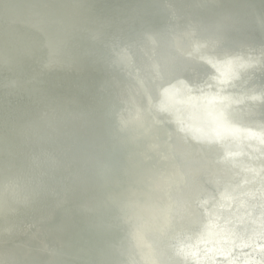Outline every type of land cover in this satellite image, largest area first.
I'll return each mask as SVG.
<instances>
[{
    "label": "water",
    "instance_id": "95a60500",
    "mask_svg": "<svg viewBox=\"0 0 264 264\" xmlns=\"http://www.w3.org/2000/svg\"><path fill=\"white\" fill-rule=\"evenodd\" d=\"M5 1L7 0H0V3ZM15 1L19 3L18 0ZM91 1H81L78 4L74 0H65L72 6H84L91 4ZM115 1L119 3L121 10L113 17H107L103 13L93 17L84 13L75 18L76 25L72 21L66 22L56 36L49 34V28H59L58 20L35 7L37 5L42 10L53 8L55 3L51 0H29L21 4V14L27 20L18 16L6 18L0 11V27L7 28L6 35L14 47L9 49L13 57L32 62L49 74H76L77 67L87 66L84 60L76 59L70 52L76 47L70 34L76 30L82 32L94 47L82 50L84 58L89 57L95 62L105 80L104 84L97 87L98 94L105 99L95 102L97 99L89 98L92 104L95 102L104 109L103 113L97 114L96 119L105 125L104 131L114 144L118 142L119 135L127 137V145L134 153L133 156L126 147L129 152L125 160L132 169H126L125 175L129 178L131 188H116L114 195L122 202L116 211L107 210L106 213L109 223L117 226L122 237L110 238L111 247L103 250L98 242H89L82 235L73 237L69 232L65 235L73 237L83 247L94 248L109 261H115L113 264H189L184 258L185 253L176 246L191 240V230H202V222L214 212L213 209L212 212L204 211V207L211 208L213 202L219 204L221 192H225L231 201L224 210L226 213L231 211L233 216H219L217 219L225 218V224L220 230L226 235L221 240L214 241L209 237L204 243L209 244V248H206L209 260L212 256L226 257L230 252H237L235 249L239 242H250L264 235V145L251 153L254 146L251 148L247 144L260 142L264 139V134L235 129L225 121L221 122L220 118L226 115L232 116L233 120L242 117L245 124L242 127L247 129V126H251L249 123L253 122L264 128V13L256 6H238L227 0H143L149 5L132 11L123 2ZM249 1L255 4L253 0ZM221 17H227L224 23L218 22ZM135 29L138 35H133ZM19 31H25L24 36H18L16 33ZM57 47L62 48L61 54ZM0 50L3 54L6 53L5 49ZM39 51L44 52L43 57H39ZM226 51L261 54L254 58H243L245 60L229 57L223 59L222 63L227 61L226 63H216L213 56L218 54L222 57ZM205 53L210 55H204ZM63 64L67 66L66 69L62 68ZM35 70L31 65L24 72L31 73L34 77ZM0 71L9 77L7 80H0L2 87L9 89L7 93L0 91V98L13 101L20 89V76L11 69L6 57L4 60L0 59ZM210 74H214L215 81L219 83L231 84L229 88L238 90L237 85H240L239 90L244 87L256 92L255 95H235L236 97L224 95L223 108L217 114L218 124L211 118L207 120L202 116L197 120L200 127L226 129L235 136L234 139L244 138L242 145H237L241 147V151L235 154V160L227 158L223 160L224 164L221 159L223 146L215 147L217 142H213L214 140L206 145L196 138H190L189 141L183 136L179 124L181 113L187 114V119L192 120L189 112H181L184 110L182 106L191 100V96L186 94L189 90L186 80L180 77H188L191 79L189 82L194 83L209 78ZM246 76L245 82L240 84L239 81ZM172 80L178 82L185 98H170L171 89H167L165 84ZM76 88L80 91L90 89L84 83L77 84ZM39 101L40 105L50 111L63 107L60 103L47 106L43 100ZM164 101L170 102V106L164 107ZM237 102L245 109L236 110ZM11 106L13 107V103ZM208 108L213 110L212 106ZM72 110L75 112L74 116L68 121L81 114L76 106ZM82 114L85 121L91 123L90 115ZM35 116L45 127V132L36 129L22 132L25 139L20 141L23 147L29 149L27 155L1 149V153L8 154L15 160L25 159L28 165L24 170L26 177H20L19 173L11 171L0 183V222L5 226L3 233H0V245L14 246L16 241L12 234L18 231L24 235V245L29 251L54 256L51 264H70L62 259L61 254H74L57 239L51 238L47 246L43 245L42 248L33 241L32 234L41 233L42 229L41 218H35L31 209L37 202H46L55 196L54 189L48 185V179L55 175L58 162H64L65 170L60 178L62 190L57 198L59 210L67 206L68 202L78 204L79 199L71 190L72 184L86 186L89 177L82 172L75 176L72 171V162L68 158V151L74 147L72 136L44 114ZM194 116L193 123L196 125ZM79 132L83 136L88 134L85 129H80ZM50 140L57 143L56 147L49 145ZM35 144L43 146V149L33 151ZM107 148L105 143L92 146L90 150L101 151L105 155ZM101 158L98 155L93 159L87 151L82 155L83 162L94 174L100 173L104 181L114 183V178L99 169ZM241 159L245 161L244 165L238 164ZM248 159L261 160L256 172L250 173L252 169L246 164ZM93 161L96 165H92ZM8 169L0 157V175L9 173ZM181 171L185 173L183 180L177 177ZM240 177L247 179L244 186L252 191L251 194L248 192L249 196H238L234 188H228L238 184ZM230 182L235 184L229 185ZM32 186L39 189L33 192ZM197 187L203 190L198 192ZM192 188L194 191H191ZM93 193L100 202L108 199L101 190L96 189ZM242 196L245 197L241 198ZM151 209V214L147 215L145 211ZM177 209L182 210L179 217ZM42 210L41 213L52 212L49 208ZM82 210L92 217L100 213L99 210L86 207ZM6 213L18 216V224H11ZM135 220L140 221L144 228L137 240L134 235L131 238V234L135 232ZM248 235L251 236L247 237ZM198 238L199 234L193 238L194 241H190L194 248L193 256L200 253L198 247L202 243L196 241ZM217 246L220 247L215 248ZM214 249L224 254L217 252V255H213ZM196 262L207 264V261ZM0 264L17 263L7 259L0 251ZM211 264H214L212 260Z\"/></svg>",
    "mask_w": 264,
    "mask_h": 264
},
{
    "label": "bare ground",
    "instance_id": "6f19581e",
    "mask_svg": "<svg viewBox=\"0 0 264 264\" xmlns=\"http://www.w3.org/2000/svg\"><path fill=\"white\" fill-rule=\"evenodd\" d=\"M7 0L5 2L0 3V11L4 13L6 18H12L18 16L27 20V17L21 14V4L28 2L29 0ZM55 3V7L48 9H41L37 5L38 10H41L45 15L52 16L57 19V23L59 28H49V34L51 36H56L60 33L62 26L66 22H73L76 25L75 18L81 16L84 13H87L89 16L95 17L99 13H103L107 17H113L116 13H118L121 8L119 3L115 0H92L91 4H87L84 6H72L65 2V0H51ZM78 2V4L82 2L87 3L88 0H74ZM125 4L126 8L129 11H132L137 8H146L149 4L144 2L143 0H118ZM231 3H234L238 6L251 7L256 6L259 10L264 13V0H253L255 4L251 3L249 0H227ZM21 10V11H20ZM66 20V21H65ZM65 21V22H63ZM125 23V22H124ZM60 29V30H59ZM25 32V31H24ZM24 32L19 31L16 34L18 36H24ZM0 49H5L6 53L0 55V59H5L8 61L11 69L19 74V91L18 96L15 100H7L0 98V125L2 129L0 130V157L9 167V173L0 175V183L3 177H7L11 171L14 173H19L20 177H26L24 170L28 165L25 159L15 160L10 157L8 154L1 153V149H4L6 152H14V153H22V155H27L29 153V149L23 147L21 145V141L25 139L22 136V132L25 130H38L40 132H45V127L39 123L36 118V114H44V116L53 119L56 123L60 124L64 131L72 136L73 140V149L68 151V158L72 162V171L77 176L79 172H82L88 175V184L86 186H82L80 184H72L71 190L73 194L79 199L78 204L74 202H68L67 206L58 209L57 198L60 197V192L62 190L61 180L63 173L65 172L63 166L64 162L57 163V170L54 176L48 179L49 187L53 188L55 191V196L50 197L46 202H37L35 206L31 209L32 214L35 218H41V233L34 232L32 234V239L37 243L38 246L42 248L44 245L47 246V243L51 238H55L60 241L63 245L66 246L69 252H72L74 255L64 253L61 254L62 259L66 260L70 264H113L115 261H109L104 255L98 254L94 248L83 247L80 245L75 239H73L76 235L84 236L89 242H98L100 247L104 249H109L111 247L110 238H120L122 237L121 232L115 226V224L109 223V219H107V210L116 211L122 202L120 198H117L114 195V191L116 188H131L129 184V178L125 175V170L131 168L130 164L126 162L125 158L127 153L131 151V154L134 156L132 150H130L127 145V137L118 136L119 140L116 144L107 136V133L104 131L105 125L96 119L97 114L103 113L104 109L98 107L95 102H101L105 98H103L97 92V87L104 84L105 80L100 69L95 66V62L89 58L85 57L82 53V50H91L94 49L93 45L87 41L82 32L76 30L71 35L73 42L76 47L72 48L70 52L76 59L84 60L87 63V66H79L76 68V74H70L66 72H62L61 74H49L43 71L42 68L29 62L25 59H20L17 57H13L11 51L9 49H13V45L9 41L6 33L7 28L0 27ZM133 35H138L137 30L135 29V33ZM62 48L57 47V51L59 54L63 52ZM98 51H101V48H98ZM261 53H254L247 51L244 52H229L226 51L223 53L222 57H219L218 54H215L213 57L214 61L218 64L226 63L223 59H228L229 57L236 59L243 58H254L255 56H259ZM204 55H210L205 53ZM12 56V57H10ZM44 52L39 51V57H43ZM245 60V59H243ZM232 62V61H228ZM34 66L36 68L35 76L33 77L31 73L24 72V69L27 66ZM63 69H66L67 66L65 64L62 65ZM229 73V72H227ZM7 77L2 71H0V80H7ZM181 79H185L188 86L187 95L191 96V100L186 101V105L182 106L186 113L189 112L192 120L187 119V114H182L179 116V124L183 130V136L190 141V138H196L201 140L202 144H210L211 140L213 142H217L215 147L223 146V152L221 154L222 164L225 163V159L235 160V154L241 151V147L237 146L238 144L242 145L244 142V138L241 137L235 138L234 135L231 134L226 129H218L212 127H200L199 118L202 116L205 119L211 118L214 123L218 124L216 121L217 114L221 112L223 108V100L224 95H255V91H249L247 88L242 87L241 90L235 88H229L228 82L225 84L219 83V81H215L216 77L214 74H210L209 78L198 80L194 83H190V78H186L185 76H181ZM177 79V78H176ZM247 79V76L242 78L239 82L243 84ZM175 80L167 82L165 85L168 87L167 89H171V97L173 100H176V97L182 98L185 96L182 94L181 88L178 86V82H174ZM2 81H0V91L7 93L9 91L8 88L2 87ZM79 83H84L89 86L88 91H80L76 88V85ZM228 84V86H227ZM184 93V92H183ZM222 97V98H221ZM236 97V96H235ZM89 98L97 99L93 104L90 102ZM219 99H222V102H219ZM43 100L47 106H52L55 103H60L63 107L56 111H50L44 106L40 105L37 101ZM187 100V98H186ZM40 102V101H39ZM240 103L242 102L239 101ZM13 103V107L11 104ZM239 103V104H240ZM164 107H169L170 102L164 101ZM73 106L78 107L81 110V114H77L78 117L73 119H68L73 117V113H75L72 109ZM209 107H213V110L209 109ZM236 110H243L242 106L238 105V102L235 104ZM240 107V108H237ZM196 115L194 116V114ZM87 113L92 118L91 123L88 124L85 121L84 114ZM196 118V125L193 123V117ZM221 122H226L228 125L232 126L235 129H242L244 132L254 131L260 132L264 134V128L253 122L249 124L251 126H247V129L242 127L244 124V119L242 117L235 118L233 120L232 116H222L220 118ZM85 129L88 133L86 136L82 135L79 130ZM48 131V130H47ZM221 131H224L221 132ZM52 135V134H51ZM254 135V134H253ZM234 136V137H233ZM220 138V139H218ZM218 140V141H217ZM56 142H59L55 139ZM107 144L108 148L106 149V154L91 151L90 148L92 146H98L100 144ZM218 144V145H217ZM251 148L254 146L251 153L264 145V139L260 142H249L247 143ZM49 145H55L57 143L50 140ZM225 146V147H224ZM129 151H127V148ZM43 149V146L39 144H35L32 148L33 151L38 152ZM259 150V149H258ZM87 151L88 154L95 159V157L102 156L101 163L99 164V169L101 171H105L109 176L115 179L114 183L106 182L103 180L100 173L94 174L90 167L83 162L82 155L83 152ZM218 154V153H217ZM214 160H216L214 158ZM217 161V160H216ZM261 160L257 159H248L246 164L252 169L250 173L256 172V168L259 167V162ZM111 162V163H110ZM221 164V163H220ZM238 164L244 165L245 161L243 159L238 161ZM90 165V163H89ZM92 165H96L95 161H93ZM132 169V168H131ZM182 172V171H181ZM59 177V178H56ZM178 179L183 180L185 178V173L182 172L178 174ZM203 177V176H202ZM264 177V175H263ZM77 180L75 177L74 181ZM246 178L240 177L238 184L235 186H228V188L233 189L235 194L238 196L241 194L248 195V192L251 194V190L248 187H245ZM235 182H230L229 185H234ZM198 188V187H197ZM39 189V187L31 188V191L35 192ZM101 190L106 196L107 200L100 202L95 198L94 190ZM199 189V188H198ZM203 190V189H201ZM200 189L198 190L201 191ZM191 191H194L192 188ZM245 195V196H246ZM242 196L241 198H244ZM221 200H219V204L217 202H213L211 208L206 206L204 207V211H211L213 209L212 215H209L204 223L202 230H195L189 232L192 236L191 240L186 241L184 244H177L176 248L180 249V251L185 253V259L190 262L189 264H197L196 260L201 262H206L207 264H211V260L214 264H264V235L257 237L252 241H246L244 243L239 242L237 247L240 249L237 252L229 253L226 257H215L209 260L207 258L208 245L204 242L209 240L211 237L214 240H221L225 237V233L223 230H220L222 226H224V219L233 216L231 211L225 212V208L231 198L226 196L225 192H221L220 196ZM200 201V200H198ZM82 207V208H81ZM91 208L95 210H99L100 213L92 217L91 214L83 212V208ZM44 208H49L52 210L51 213H41ZM81 208V209H80ZM152 209L146 210L145 213L147 215L151 214ZM178 217L182 214L181 209H177ZM222 213V215H221ZM88 217H87V216ZM8 221L11 224H18L19 218L16 215L6 213ZM221 217H225L224 219H217ZM239 216V215H237ZM92 217V218H89ZM135 218H137L135 214ZM233 219V218H232ZM236 219V218H235ZM236 221V220H235ZM136 227L134 234H131V238L134 235V239L138 238L139 234L144 230L140 221L135 220ZM224 223V224H223ZM202 225V224H201ZM5 226L0 222V233H3ZM99 230H102L101 232ZM69 232V234L73 237H67L65 234ZM203 232V233H201ZM199 234V238L196 240L197 242H201V247H198L200 253L196 256L192 255V247L193 244H190V241H194L193 238L197 237ZM13 237L15 239V245H0V251L5 255V257L9 260H14L17 264H51V260L54 256H49L46 254H35L28 249L24 245L25 237L21 232L14 231ZM248 235L247 237H250ZM210 242V241H209ZM249 244V245H248ZM212 245V242H211ZM213 246V245H212ZM221 246V245H220ZM217 246L215 248H219ZM147 248L149 245L147 244ZM192 247V248H191ZM140 253H142V247L140 248ZM147 250V249H146ZM214 249L215 253L213 255H217L219 250ZM234 250V251H235ZM224 254V253H223ZM207 258V259H206ZM192 260H195L192 262Z\"/></svg>",
    "mask_w": 264,
    "mask_h": 264
},
{
    "label": "clouds",
    "instance_id": "9594fccd",
    "mask_svg": "<svg viewBox=\"0 0 264 264\" xmlns=\"http://www.w3.org/2000/svg\"><path fill=\"white\" fill-rule=\"evenodd\" d=\"M227 19V17H221L220 20L218 22L220 23H224V21Z\"/></svg>",
    "mask_w": 264,
    "mask_h": 264
}]
</instances>
